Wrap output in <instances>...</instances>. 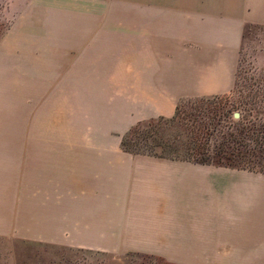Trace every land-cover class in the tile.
<instances>
[{
  "label": "crops",
  "instance_id": "crops-1",
  "mask_svg": "<svg viewBox=\"0 0 264 264\" xmlns=\"http://www.w3.org/2000/svg\"><path fill=\"white\" fill-rule=\"evenodd\" d=\"M115 2L118 15L95 3L51 14L55 30L7 49L8 85L22 72L25 104L71 127L30 128L38 143L0 146L12 169L0 175V235L176 264H264V176L120 146L137 122L172 117L180 99L232 89L243 31L264 27V0Z\"/></svg>",
  "mask_w": 264,
  "mask_h": 264
},
{
  "label": "rangeland",
  "instance_id": "rangeland-1",
  "mask_svg": "<svg viewBox=\"0 0 264 264\" xmlns=\"http://www.w3.org/2000/svg\"><path fill=\"white\" fill-rule=\"evenodd\" d=\"M116 0H0V146L39 142L40 136L24 135L27 129L71 127L70 120L40 119L39 105L25 104L22 72L16 73V86L8 85V48H22L25 38L41 32L55 30L51 14H87L95 3L96 12L111 10L118 15L120 4ZM118 1V0H117ZM62 10H61V9ZM64 10V11H63ZM78 10V11H77ZM71 11H74L71 13ZM77 11V12H76ZM49 14V17H47ZM2 49V50H1ZM3 59V60H2ZM238 89L251 85L264 86V27L249 26L245 29L239 68ZM45 138V137H43ZM48 143L56 136H47ZM10 165L0 162V175H9ZM239 170V169H238ZM250 175L264 173L239 170ZM21 187L16 189L20 192ZM13 202L19 203V199ZM13 224V217H11ZM7 226V216L4 218ZM2 223V221H0ZM0 264H176L161 256L138 251H111L101 248L72 247L54 242L30 241L0 235Z\"/></svg>",
  "mask_w": 264,
  "mask_h": 264
},
{
  "label": "trees",
  "instance_id": "trees-1",
  "mask_svg": "<svg viewBox=\"0 0 264 264\" xmlns=\"http://www.w3.org/2000/svg\"><path fill=\"white\" fill-rule=\"evenodd\" d=\"M237 76L227 93L182 98L172 117L137 122L123 134L121 149L264 173V86L238 89Z\"/></svg>",
  "mask_w": 264,
  "mask_h": 264
}]
</instances>
